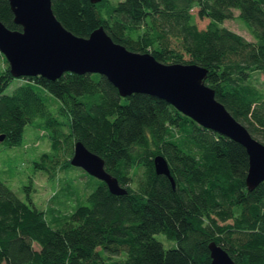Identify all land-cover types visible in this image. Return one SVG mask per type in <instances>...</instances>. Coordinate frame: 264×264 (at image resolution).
Wrapping results in <instances>:
<instances>
[{
  "label": "trees",
  "instance_id": "trees-1",
  "mask_svg": "<svg viewBox=\"0 0 264 264\" xmlns=\"http://www.w3.org/2000/svg\"><path fill=\"white\" fill-rule=\"evenodd\" d=\"M52 8L78 35L103 25L129 49L205 66L217 99L264 142V86L254 76L264 71V0H52ZM194 8L209 19L204 27ZM234 9L254 39L223 24ZM0 19L21 28L9 0H0ZM28 123L50 138L35 167L50 176L76 167L70 159L81 140L127 190L113 193L98 178L75 208H52L59 212L48 218L0 176V264H209L213 240L236 264H264V180L248 188L239 141L154 94L121 95L98 72L15 77L0 51V144L21 145ZM157 154L174 185L156 172ZM158 233L175 244L165 247Z\"/></svg>",
  "mask_w": 264,
  "mask_h": 264
},
{
  "label": "water",
  "instance_id": "water-1",
  "mask_svg": "<svg viewBox=\"0 0 264 264\" xmlns=\"http://www.w3.org/2000/svg\"><path fill=\"white\" fill-rule=\"evenodd\" d=\"M97 2L99 0H91ZM20 29L0 19V51L13 76L42 75L55 79L65 71L105 75L121 95L147 92L164 98L201 125L244 145L249 157L246 184L253 189L264 180V142L256 138L215 96L205 82L207 68L196 62H164L151 52L129 49L115 41L103 25L87 36L68 29L56 16L52 0H9ZM5 134H0V140ZM75 166L102 179L113 193L126 192L117 176L105 168V160L81 140L74 143L70 159ZM156 172L174 178L162 154L154 157ZM209 264H236L216 241L209 243Z\"/></svg>",
  "mask_w": 264,
  "mask_h": 264
},
{
  "label": "rangeland",
  "instance_id": "rangeland-1",
  "mask_svg": "<svg viewBox=\"0 0 264 264\" xmlns=\"http://www.w3.org/2000/svg\"><path fill=\"white\" fill-rule=\"evenodd\" d=\"M193 12L198 26L204 27L209 19L200 17L196 8ZM223 24L239 31L249 39H254L244 20L238 16L237 9H234L233 17L223 20ZM254 76L257 83L264 86V71H255ZM22 82L20 78L15 79L6 91L11 92L13 87ZM55 104L56 102L51 101L52 106ZM49 149L50 138L46 130L37 127L35 123L26 125L21 145L6 148L2 143L0 144V176L9 182L21 198L27 199L29 194L36 205L46 211L48 218L53 215L52 213L75 208L98 184L97 177L78 166L71 167L67 171H60L55 176H50L47 170L35 167V160L40 158L43 151ZM69 175L71 178L68 179ZM52 208H57L59 211L54 209L51 212ZM156 236L163 241L165 247L175 244L173 240H166L163 233H158Z\"/></svg>",
  "mask_w": 264,
  "mask_h": 264
}]
</instances>
